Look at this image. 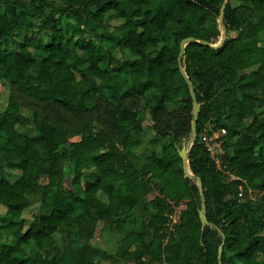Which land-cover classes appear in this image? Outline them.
<instances>
[{
    "label": "trees",
    "instance_id": "1",
    "mask_svg": "<svg viewBox=\"0 0 264 264\" xmlns=\"http://www.w3.org/2000/svg\"><path fill=\"white\" fill-rule=\"evenodd\" d=\"M224 2L225 41L179 61L183 38L219 40ZM262 32L264 0H0V264H264ZM181 66L208 223L176 147L193 119ZM223 127L218 162L201 133Z\"/></svg>",
    "mask_w": 264,
    "mask_h": 264
},
{
    "label": "water",
    "instance_id": "2",
    "mask_svg": "<svg viewBox=\"0 0 264 264\" xmlns=\"http://www.w3.org/2000/svg\"><path fill=\"white\" fill-rule=\"evenodd\" d=\"M224 7H225V2L222 5L221 13L219 15V22L223 27L221 38L219 39V41L218 42H212V41H209L207 39L195 38L193 36L185 37L180 42V52H179V57H178L179 61H181V58L185 53L187 44L193 40L198 42V43L210 45L213 47H217L225 41V39L227 38V29L224 25ZM180 69H181V72H182L185 80L187 81V83L190 86V91H191V95L193 98V119H192V132H191V143H190V145L188 147H186V146L181 147L178 143H176V147H177L179 154L182 158V166H183V170L185 172V175H187L188 177H190L192 179H197L199 191H200V194L202 196V207L200 208V215H201L202 221L204 223H208V219H207V216L205 213L206 203H205L203 181L199 176L195 175L192 172L190 165H189L190 152H191L194 144L196 143L197 137H198L197 123H198V118H199V114H200V110H201V104L197 99V95H196L195 88H194V83H193L192 79L190 78V76L188 75L185 66H181ZM223 245H224V241L219 246V259H221V256H222Z\"/></svg>",
    "mask_w": 264,
    "mask_h": 264
},
{
    "label": "rangeland",
    "instance_id": "3",
    "mask_svg": "<svg viewBox=\"0 0 264 264\" xmlns=\"http://www.w3.org/2000/svg\"><path fill=\"white\" fill-rule=\"evenodd\" d=\"M117 23V21H115ZM215 21H211V24L214 25ZM221 38V36L219 37V39ZM262 38H264V33L262 32ZM219 40H217L216 42H218ZM115 53L117 56L119 57H123V54L122 52L120 51V49L118 47H115ZM9 93H10V88L8 85H0V110L1 109H4L6 106H7V103H8V99H9ZM141 116H142V119L144 121V125L145 127L147 128V137L150 138V136L152 135V131H151V125L153 123V120H152V116L149 112L148 109H144L142 108V112H141ZM17 128L20 132L24 133V134H27V135H31V136H37L39 135V131L38 129H36V127L34 126H30V125H24V124H17ZM79 137L77 136H74L72 137L71 139L72 140H76L78 139ZM191 143V136L186 138L184 140V146L188 147ZM146 146H150V143L147 142H144L139 149H136L134 151V157H135V160L137 162V164L139 166H141L144 162V150L146 148ZM137 154H139V159L136 158ZM175 171L176 173H179V167H176L175 168ZM22 171L18 168H11V169H8L7 170V176L8 178H10L11 180H15L17 179L20 175H21ZM154 192L150 194V196H154ZM38 206L39 204L36 203V204H33L31 205L30 207H28L27 209H25L24 211V216L28 219V221H30L34 214L37 212L38 210ZM183 206H178L177 207V211L176 213L173 215L172 219L174 221H177L179 219V216H180V209L182 208ZM6 211V207L5 206H0V212L1 214H4ZM103 225V222L99 223V226H98V232H97V239L103 241V238H101V227ZM156 264H160V263H156Z\"/></svg>",
    "mask_w": 264,
    "mask_h": 264
},
{
    "label": "built area",
    "instance_id": "4",
    "mask_svg": "<svg viewBox=\"0 0 264 264\" xmlns=\"http://www.w3.org/2000/svg\"><path fill=\"white\" fill-rule=\"evenodd\" d=\"M226 133V128H220L213 132L204 131L201 133V140L211 152L213 157L219 162L220 155L224 153L223 134ZM240 195H243V188L240 189ZM173 217V215L171 216ZM164 264V263H160Z\"/></svg>",
    "mask_w": 264,
    "mask_h": 264
}]
</instances>
